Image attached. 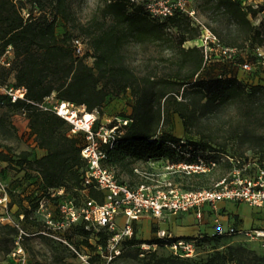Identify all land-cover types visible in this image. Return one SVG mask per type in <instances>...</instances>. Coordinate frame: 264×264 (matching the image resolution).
I'll list each match as a JSON object with an SVG mask.
<instances>
[{"label":"trees","instance_id":"trees-1","mask_svg":"<svg viewBox=\"0 0 264 264\" xmlns=\"http://www.w3.org/2000/svg\"><path fill=\"white\" fill-rule=\"evenodd\" d=\"M29 1L31 9L24 15L26 5L23 0H0L2 54L10 45L14 50L11 68L1 66L9 75L0 78V84L7 83L13 75L14 85L26 88L25 99L12 102L7 95L0 94V104L7 103L26 114L37 152L30 159L28 151L16 157L0 151L1 164L15 165L38 175L34 199L26 197L29 207H25L24 201L18 204L24 209L23 219L29 220L33 210L37 213L39 201L45 197L57 205V211L65 198L73 199L76 205L85 198L100 203L104 200L100 190L93 186L87 188L82 183L87 166L81 155L85 137L81 133H73L72 125L53 109L55 104L47 103L53 94L57 103L71 102L85 106L89 113L97 112L98 127L103 123L99 116H105L108 100L131 93L134 97L132 109L120 116L131 119V122L123 127L124 133L114 147L107 150L105 160V165L115 170L121 182L126 181L120 179L117 169L134 175V167L138 163L160 159L173 163L192 162L199 151L211 152V157L220 160L222 156L227 157L220 167L226 164L230 170L233 163L229 158L239 161V167L247 162L264 166V85H246L237 72L244 69L242 64L249 63L239 54L238 46L243 48L250 41L264 45V29L256 28L250 18V15L256 16L259 9L240 0H207L209 8L230 21L236 37L241 39L239 44L237 41L227 42L216 34L221 45L235 48L236 53L232 58L218 55L214 61L209 60L204 47L185 46L186 42L200 39L203 34V29L188 14L178 11L160 19L149 14L142 3L98 0L96 13L88 24L78 23L76 26L86 36L90 49L80 57L72 46V33L67 31L62 36L57 33L60 18L73 25L77 21L70 6L71 0ZM35 6L44 13L36 15ZM129 43L144 48L156 47L165 53L159 55L161 64L138 73L126 61L124 48ZM89 57L93 58L91 63L87 60ZM211 61L217 62L219 73L215 77H201L210 68ZM15 63H18L16 68L13 67ZM231 108L236 110V114L230 115L226 121L230 130H224L222 126L225 124L217 121ZM174 115L184 126L185 134L181 136L173 131ZM116 118L107 124L112 126L117 122ZM224 131L227 138L220 137ZM183 139L187 143L183 144ZM230 140L244 151L231 153L227 148ZM188 153L191 156L187 157ZM249 153L255 158L250 159ZM201 175L207 174H183L179 181L185 187L184 179ZM59 188H64L65 194L51 197L49 191ZM15 204L11 202L10 206ZM34 224L38 227L37 235L63 246L71 254L69 261L61 257L63 264H77L67 244L40 232L46 229L41 217H34ZM157 229L153 227L155 233ZM94 232L77 223L58 233L77 247L86 245L95 249V244L90 242L93 236L97 243L106 245V234ZM16 234L22 238L26 233L16 231ZM74 234L81 238L77 244L73 241ZM202 235H175L168 240L154 237L139 241L134 231L132 238H125L120 247L122 250L123 244L129 242L133 245L156 243L158 248H166L167 244L178 239H198L199 253L195 257L184 258L172 253L163 256L159 255L157 248H151L148 252L154 263L145 264H264V256L247 249L237 253L233 247L227 252L216 250L205 259H197L207 243L236 234L204 232Z\"/></svg>","mask_w":264,"mask_h":264},{"label":"built area","instance_id":"built-area-1","mask_svg":"<svg viewBox=\"0 0 264 264\" xmlns=\"http://www.w3.org/2000/svg\"><path fill=\"white\" fill-rule=\"evenodd\" d=\"M132 1L142 3L149 14L160 19L172 16L178 11L188 14L193 19L196 16V10L190 4L191 0ZM240 1L246 3L245 0ZM200 39L199 46L204 47L207 54L217 49L220 55L232 58L236 53L235 48L221 45L217 36L208 28L203 29ZM71 43L77 56L84 57L87 51H90L87 39L84 37L76 36ZM13 58L14 50L10 45L0 56V66L11 68ZM89 59L93 61L92 57ZM242 67L249 70L251 65L246 62L242 64ZM0 94H5L12 102H17L19 99H25L26 88L15 86L12 75L7 83L0 84ZM53 109L72 125L73 133H81L85 137L81 155L87 166L82 183L87 188L95 187L104 195L101 203L95 199L85 198L79 205H76L73 199L65 198L58 205L57 214L51 211L45 213L47 206L51 205L49 198L45 197L39 201L38 211L44 213L41 219L46 224V229L40 232L67 244L77 264H112L121 254V242L125 238H132L134 224L145 217L163 220L173 215L189 212L202 221L209 213L214 216V234L264 236V229L245 230L234 226L227 230L224 229L220 222L222 214L218 208L221 201L246 202L254 207H264V166L256 162H247L243 164V167H239V161L229 158L233 163V168L227 176L209 187L185 188L179 181L183 174H209L218 169L227 158L222 156L220 160L211 157V152L199 151L192 162L173 163L160 159L138 163L134 167L137 180L133 183L121 182L115 170L105 165V160L107 150L114 147L118 138L124 133L123 127L127 126L131 119L117 117V122L112 126L101 123L96 127L97 112L89 113L85 106L63 101L55 104ZM182 143L187 142L183 139ZM189 156L191 153H188L187 157ZM49 194L51 197L64 195L65 189H52ZM7 200L8 195L5 194L0 199V203L7 202ZM7 220L11 221V219ZM77 223H82L86 229L95 231L93 234L97 232L106 234V245L97 243L93 236L90 242L95 244V249H90L86 245L77 247L58 233ZM202 234L203 232H200L197 236L203 237ZM35 235L37 233H34ZM155 237L168 240L175 237V234L158 227ZM197 241L198 239L182 238L165 247L175 256L190 258L199 253ZM145 248L147 250L156 249L158 244H146ZM21 251L22 249H17L12 254H20Z\"/></svg>","mask_w":264,"mask_h":264},{"label":"rangeland","instance_id":"rangeland-1","mask_svg":"<svg viewBox=\"0 0 264 264\" xmlns=\"http://www.w3.org/2000/svg\"><path fill=\"white\" fill-rule=\"evenodd\" d=\"M245 4H250L253 7L259 9V13L256 16L250 15V18L256 28L264 29V0H245ZM26 5V9L23 10V14L27 15L29 9H31V3L29 0H23ZM47 3H45L46 5ZM191 6L196 10L195 23L198 24L202 29H210L214 35L222 37L227 42L237 41L241 43V39L236 37L234 26L230 21L225 19L220 13L209 8L207 0H191ZM98 0H71L70 6L77 17V21L67 23L62 18L58 21L57 33L62 36L65 32L70 31L72 36L84 37L85 35L81 32L80 28L76 27L78 23L87 25L90 19L94 16L97 10ZM47 6V5H46ZM34 13L40 15L44 13L39 7H34ZM52 17V16H51ZM176 35L178 32L176 29L172 30ZM86 37V36H85ZM84 37V38H85ZM86 39V38H85ZM201 39L188 41L185 46L200 45ZM237 45V44H235ZM239 47V54L245 58L251 64L249 70L238 69L240 78L246 85L261 84L264 85V45L259 46L253 42H248L243 48ZM124 54L127 63L138 73H144L147 69H152L161 64L158 60L160 54H165L156 47L144 48L134 43H129L124 48ZM2 55V48L0 46V56ZM220 55L217 49L209 52V60H216V56ZM88 62H92L91 59H87ZM211 61L209 69L201 74V77H215L219 72V66L215 65V62ZM14 68L18 67V63H15ZM15 70V69H14ZM8 71L0 66V78L7 77ZM47 103L52 105L56 104L57 100L54 94L47 99ZM134 104V97L131 93L121 94L119 96L112 97L108 100L105 105V113H110L111 119H106L104 115L99 116L103 123H109L113 121L114 117H120L123 114H128ZM236 110L231 108L227 110L224 116L218 119L217 122H223L225 125L223 129L230 130L226 123L227 119L231 115H235ZM173 131L177 135L185 134L184 126L181 119L177 116H173ZM228 134L222 132L220 137L227 138ZM228 140V139H227ZM34 136L31 134L29 127V120L27 116L20 111V109L12 108L9 104H0V151H7L13 156H18L23 151L30 152V159L34 158L35 150ZM227 148L231 153H242L243 148H240L233 140L228 142ZM238 152V153H237ZM260 152V151H259ZM256 153V154H259ZM1 153V152H0ZM261 153V152H260ZM250 159H254V155L250 154ZM229 166L222 165L215 171L201 176H195L184 179L183 183L187 188H201L212 186L215 182L220 180L222 177L229 174ZM0 199L5 194L8 195L7 202L0 203V264H63L61 257L69 261L71 254L61 245L54 243L53 241L35 235L38 227L34 224V217H44V213L34 210L30 214V218L23 219L24 209L18 204L24 201L25 207H29V202L26 200L27 196L34 199V192L38 190V175L35 172H26L15 165L0 164ZM119 172L121 180L126 182L136 181L135 175H129ZM11 202L16 204L10 206ZM51 205L47 206V210L53 214L56 212L57 205L54 202H50ZM241 203V202H240ZM243 203V204H242ZM237 205L232 202L233 210L243 214L247 218L255 217L259 215L257 208H252L247 205L246 202H242ZM218 208L222 214V218L227 215L226 210L218 205ZM263 209V221H264V207ZM56 210V211H55ZM225 212H222V211ZM213 217L211 214H206L202 221L197 219L193 213H182L178 215L170 216L163 220L154 218H142L138 223L134 224L135 238L139 241H148L155 237L153 231L154 225L156 227L165 228L170 230L175 235L177 234H189V236L198 235L200 231H205L210 227L211 233L214 232ZM221 217V216H220ZM7 219H11L8 221ZM119 222L121 220L119 219ZM221 222V221H220ZM211 223V226L208 224ZM248 227V225L246 226ZM256 228V227H255ZM253 228V229H255ZM259 228V227H257ZM264 229L263 227H260ZM15 229V232L13 231ZM201 229V230H199ZM244 229V228H242ZM252 229V230H253ZM227 230V229H226ZM251 230V229H248ZM16 231H21L23 234L22 238L18 237ZM207 232V231H205ZM204 233V232H203ZM181 236V235H178ZM73 241L79 243L80 237L73 235ZM146 244H130L126 242L123 244V251L119 257H117L112 264H145L153 262L150 257V253L145 248ZM233 247L235 252L243 251L247 249L257 255L264 256V236L257 237L252 234L249 235H228L225 237H219L215 241L207 243L202 249L197 259H205L209 254L214 253L216 250L229 251V248ZM17 249H22L20 254L13 255L12 252ZM159 255L168 256L170 250L168 248H157ZM238 253V252H237ZM247 254V253H246Z\"/></svg>","mask_w":264,"mask_h":264},{"label":"crops","instance_id":"crops-1","mask_svg":"<svg viewBox=\"0 0 264 264\" xmlns=\"http://www.w3.org/2000/svg\"><path fill=\"white\" fill-rule=\"evenodd\" d=\"M105 117L108 120L112 118V116H110V113H108V114L105 113ZM179 136H181V135H179ZM241 203H235V204L239 205ZM247 205L251 206L250 204H247ZM219 206L221 208H224L226 210V213H227V215L221 219V224L224 227V229H228L229 227H233V226L237 227V228H244L245 230L253 229L255 227H256L255 229H261L260 227H263L264 221L262 218L263 217L262 207L251 206L252 208H257L260 214L255 215V217H252L250 219V218L245 217L243 214L237 212V210H233L232 202H230V201H221L219 203ZM139 221L140 220L136 221V223H138ZM208 225L211 226V223ZM247 225H248V227H246ZM257 227H259V228H257ZM199 230H201V229H199ZM205 231L209 232L210 227H208V229ZM205 231H203V232H205ZM200 232H202V231H200ZM178 235L189 236V234H185V233L184 234H177L176 236H178Z\"/></svg>","mask_w":264,"mask_h":264}]
</instances>
